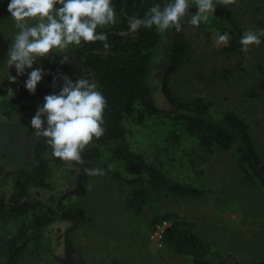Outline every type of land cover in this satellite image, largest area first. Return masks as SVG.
<instances>
[{"label": "rangeland", "instance_id": "1", "mask_svg": "<svg viewBox=\"0 0 264 264\" xmlns=\"http://www.w3.org/2000/svg\"><path fill=\"white\" fill-rule=\"evenodd\" d=\"M9 3L10 0H0V84L9 82V73L16 77V82L25 83L32 69L17 76L15 67L10 69L5 62L18 31L7 10ZM216 10L231 14L244 32L264 29V0H236L227 8L217 5ZM188 11L189 15L181 21L180 32L189 44V54L186 62L168 77L169 88L182 101L202 98L217 110L238 114L247 122L264 156V95L257 88L264 71V36L261 44L250 46L247 53L226 55L220 52L224 45L216 42L218 32L192 26L191 7ZM160 34L146 80L156 104L165 108L160 86L167 65L170 32ZM70 49L69 46L50 52L47 58L37 60L33 68L43 69L46 74L49 61ZM45 74L37 89L45 85ZM11 99V93L0 94V102ZM33 116L28 110L11 117L0 112V167L29 170L35 166L32 148L41 136L31 126ZM125 127L126 142L132 152L149 163L168 161L164 171L176 180L202 184L207 195L199 199L161 196L144 206L140 214L132 212L126 204L131 190L114 176H124V169L112 158L110 150L102 149L91 169H102L104 175L89 176L84 196L71 195L62 202L65 207H80L90 215V223L72 235L78 258L87 264H110L113 259L122 264H191L163 246L162 233L156 235L169 225L167 222H157L152 227L155 218L176 214L217 249L229 252L244 264H264V194L244 182L231 155L198 149L178 125L161 116L144 115L140 121L128 119ZM169 133L178 135L179 140L170 139ZM76 181L69 164L53 167L49 179L55 188L52 194L61 197L76 187ZM39 194L45 198L49 193L41 190ZM66 227V223L50 227L52 246H57V254L64 258L67 254L60 240ZM76 260L72 256L67 264H75ZM17 264L59 263L51 252L42 250L34 257L25 256Z\"/></svg>", "mask_w": 264, "mask_h": 264}, {"label": "trees", "instance_id": "2", "mask_svg": "<svg viewBox=\"0 0 264 264\" xmlns=\"http://www.w3.org/2000/svg\"><path fill=\"white\" fill-rule=\"evenodd\" d=\"M166 2L112 0L117 23L97 29L107 34L109 48L105 49L103 43L97 41L79 47L70 46L69 51L54 56L49 61L45 85L39 87L35 95L26 90L23 82L0 84V94H12L10 101L0 102V112L8 117L23 110L35 115L36 110L43 106L45 96L59 94L64 79L61 83L59 80L63 76L73 83L77 78L89 79L107 100L103 113L104 135L99 140L94 138L92 145L85 148L83 164L53 157L46 138L40 137L32 148L33 168L0 167V264H17L25 256L34 257L42 250L51 252L59 264H67L72 256L77 259L75 264H87L77 257L72 235L75 230L90 223V215L80 207H65L62 202L68 196L86 194L89 175L85 169H91L102 149L110 150L112 158L124 169V176H114L131 190L126 204L132 212L140 214L144 206L161 196L185 199L206 197L207 191L202 184L176 180L168 171H164L168 161L153 164L132 152L126 142L125 121L128 119L140 121L144 115L169 119L182 129L186 139L196 144L198 149L208 153L219 150L231 155L244 182L264 194V156L259 152L247 122L233 111L215 109L211 102H205L202 98L182 101L169 88L168 77L186 62L189 54L185 36L175 29L169 30L167 65L160 86L167 106H158L152 98L146 76L160 43V30L141 27L138 32L129 35H122L121 32L128 31L130 18H143L151 6ZM190 3L194 15L197 9L193 0ZM200 26L206 32L214 29L219 34H229L230 40L222 47L221 53H242L239 41L244 31L231 14L215 10L214 15L209 16V21L202 22ZM262 72L257 88L264 95ZM9 89L12 91L9 92ZM32 133L33 129H30L28 134ZM168 136L179 140L178 135L173 133ZM66 164L76 175V187L56 197L52 194L55 188L49 182L52 169ZM41 190L47 191L48 196L42 198L39 194ZM157 222L169 224L162 232L163 246L191 264H244L192 231L189 224L176 214L155 218L152 227ZM58 223L67 224L60 240L67 254L65 258L57 254V246L53 247L51 243L53 234H50V227ZM110 264L122 263L113 259Z\"/></svg>", "mask_w": 264, "mask_h": 264}, {"label": "clouds", "instance_id": "3", "mask_svg": "<svg viewBox=\"0 0 264 264\" xmlns=\"http://www.w3.org/2000/svg\"><path fill=\"white\" fill-rule=\"evenodd\" d=\"M236 0H194L196 14L191 15L189 23L199 27L214 15L217 5L227 8ZM56 5H61L55 8ZM189 0H167L163 5L151 6L143 18H130L128 31L122 35L136 33L141 27L160 31L182 30L181 21L189 15ZM18 30L7 52L6 64L15 67L17 76L28 73L26 90L35 95L37 85L44 76L43 69L33 68L39 59L47 58L50 52L66 50L69 46L102 42L109 48L107 34L98 32V28L114 26L116 10L112 0H10L7 8ZM264 29L259 32L246 31L239 43L241 51L247 53L250 46H259ZM230 40L227 32L217 33L218 45L226 46ZM63 63V61H61ZM59 94L44 97V104L36 110L31 126L37 136L46 138L53 157L66 162L83 164L82 153L93 139L99 140L105 132L103 113L107 100L97 89V85L87 78H77L73 83L64 77ZM10 83H16V77L8 75ZM55 80L53 81V86ZM9 92L12 90L9 89ZM46 124V127H45ZM89 176L104 175L102 169H85Z\"/></svg>", "mask_w": 264, "mask_h": 264}, {"label": "water", "instance_id": "4", "mask_svg": "<svg viewBox=\"0 0 264 264\" xmlns=\"http://www.w3.org/2000/svg\"><path fill=\"white\" fill-rule=\"evenodd\" d=\"M63 78H64V76L60 78V80H59V83H61V82H62Z\"/></svg>", "mask_w": 264, "mask_h": 264}, {"label": "built area", "instance_id": "5", "mask_svg": "<svg viewBox=\"0 0 264 264\" xmlns=\"http://www.w3.org/2000/svg\"><path fill=\"white\" fill-rule=\"evenodd\" d=\"M165 228H166V227H165ZM165 228H164V229H165ZM161 233H162V231H160L159 233H156V235H159V236H160Z\"/></svg>", "mask_w": 264, "mask_h": 264}]
</instances>
